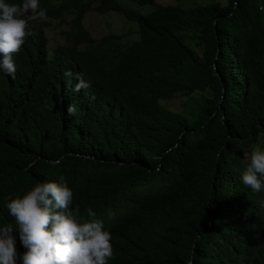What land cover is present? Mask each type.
<instances>
[{
    "label": "trees",
    "instance_id": "1",
    "mask_svg": "<svg viewBox=\"0 0 264 264\" xmlns=\"http://www.w3.org/2000/svg\"><path fill=\"white\" fill-rule=\"evenodd\" d=\"M124 1L39 0L47 19L28 22L14 77L0 70V228L11 199L63 176L110 232L108 264H264V205L241 181L264 150V0ZM109 12L138 38L92 37L84 17Z\"/></svg>",
    "mask_w": 264,
    "mask_h": 264
},
{
    "label": "clouds",
    "instance_id": "2",
    "mask_svg": "<svg viewBox=\"0 0 264 264\" xmlns=\"http://www.w3.org/2000/svg\"><path fill=\"white\" fill-rule=\"evenodd\" d=\"M24 17H27L25 19ZM46 10L39 0H22L20 4L0 0V70L13 76L16 72L13 56L18 54L31 35L28 22L46 20ZM71 77L72 73L66 72ZM90 84L77 77L74 91L87 89ZM76 105L67 112L75 115ZM249 164L241 175L243 185L258 192L254 199L264 205V150L259 147L250 153ZM72 191L63 176L58 182L38 183L22 197L11 199L6 207L15 220L0 228V264H16L17 251L14 230L26 251L19 256L21 264H108L113 256L111 234L95 218L80 216L79 208H71ZM261 216L258 246L264 254V215Z\"/></svg>",
    "mask_w": 264,
    "mask_h": 264
},
{
    "label": "rangeland",
    "instance_id": "3",
    "mask_svg": "<svg viewBox=\"0 0 264 264\" xmlns=\"http://www.w3.org/2000/svg\"><path fill=\"white\" fill-rule=\"evenodd\" d=\"M213 0H183L184 6H195L199 4H206ZM222 3H224L223 0H218ZM175 0H156V3L159 5H173L175 4ZM124 4L133 10H139L144 11V9H147L149 7H143L139 8L137 7L136 3L131 0H125ZM83 25L85 28L90 32L92 37L99 38L103 35L108 34H116V35H123L125 37V41H133L138 38V35L136 33L137 24L134 22L126 21L122 15L115 13V12H109L106 14H94L89 13L87 14L83 19ZM206 95H201L197 93H194L193 95L189 97L184 98H177L172 101H169L167 103L170 110L174 112H181L186 108V104L189 102H199V98H203Z\"/></svg>",
    "mask_w": 264,
    "mask_h": 264
},
{
    "label": "water",
    "instance_id": "4",
    "mask_svg": "<svg viewBox=\"0 0 264 264\" xmlns=\"http://www.w3.org/2000/svg\"><path fill=\"white\" fill-rule=\"evenodd\" d=\"M223 94H224V91H223Z\"/></svg>",
    "mask_w": 264,
    "mask_h": 264
}]
</instances>
